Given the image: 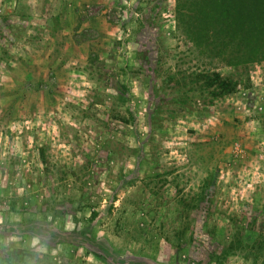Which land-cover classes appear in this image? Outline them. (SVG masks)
Listing matches in <instances>:
<instances>
[{"label":"rangeland","instance_id":"1","mask_svg":"<svg viewBox=\"0 0 264 264\" xmlns=\"http://www.w3.org/2000/svg\"><path fill=\"white\" fill-rule=\"evenodd\" d=\"M175 6L0 0V264H264V58Z\"/></svg>","mask_w":264,"mask_h":264},{"label":"trees","instance_id":"2","mask_svg":"<svg viewBox=\"0 0 264 264\" xmlns=\"http://www.w3.org/2000/svg\"><path fill=\"white\" fill-rule=\"evenodd\" d=\"M175 8L178 17H187L200 44L215 49L223 43L238 44L242 51L231 59L234 68L244 66L251 59L264 58V0H176ZM191 80L214 99L231 94L241 86L237 77L215 68L193 71ZM40 157L46 164L43 151ZM111 258L114 264L119 262L115 256Z\"/></svg>","mask_w":264,"mask_h":264},{"label":"crops","instance_id":"3","mask_svg":"<svg viewBox=\"0 0 264 264\" xmlns=\"http://www.w3.org/2000/svg\"><path fill=\"white\" fill-rule=\"evenodd\" d=\"M44 1H48V0H44ZM49 1H55V0H49ZM59 1L63 2L64 0H59ZM87 1H90V0H84L85 3H87ZM70 2H71V0H70ZM73 4H75V2ZM73 4H72V7L69 11L66 10L64 12V11H60L58 9V10H54L52 12L47 13V15L51 16L50 18H52V20H54V25H56L57 27H60L62 32H64V33H69L71 31L70 28L72 26V25L66 23V18L76 16L75 13L73 12V7L75 6ZM46 24H50V26H53V24H51V23H46Z\"/></svg>","mask_w":264,"mask_h":264},{"label":"water","instance_id":"4","mask_svg":"<svg viewBox=\"0 0 264 264\" xmlns=\"http://www.w3.org/2000/svg\"><path fill=\"white\" fill-rule=\"evenodd\" d=\"M147 261V263H149V264H156V263H154L153 261H150V260H146Z\"/></svg>","mask_w":264,"mask_h":264}]
</instances>
